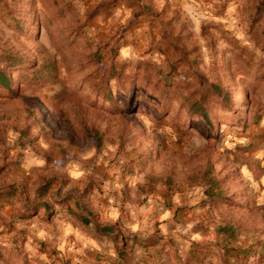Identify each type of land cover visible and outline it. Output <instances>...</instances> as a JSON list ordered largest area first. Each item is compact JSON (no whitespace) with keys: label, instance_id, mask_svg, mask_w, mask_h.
<instances>
[{"label":"rangeland","instance_id":"obj_1","mask_svg":"<svg viewBox=\"0 0 264 264\" xmlns=\"http://www.w3.org/2000/svg\"><path fill=\"white\" fill-rule=\"evenodd\" d=\"M0 69V264H264V0H0Z\"/></svg>","mask_w":264,"mask_h":264},{"label":"crops","instance_id":"obj_2","mask_svg":"<svg viewBox=\"0 0 264 264\" xmlns=\"http://www.w3.org/2000/svg\"><path fill=\"white\" fill-rule=\"evenodd\" d=\"M148 207H150L149 205H147V209H149ZM146 209V210H147ZM142 213V210L140 211H136L135 213H133V211H124V210H120V208L114 210V212L111 213L110 218L113 219L114 222L108 221L105 222L104 224L106 226H110V227H105L106 230H110L111 227L113 225H115L116 223H120L122 225H133L136 228H142V226L147 222V218L145 216H140ZM78 220V219H77ZM81 223H75V225H71L69 227H67L66 229H64L62 231V236L63 238H65V241H70V243H73L72 248H70V251H68L69 255H75V258H77L79 255V257L81 255H83V253L87 250H93V252L95 253V256L98 253H102L104 246H98V242H96V238L94 235L90 234L89 232H87V230H84L82 228V226L86 225L88 223V220H84V218L78 220ZM82 225V226H81ZM81 226V227H80ZM140 230V229H139ZM112 235V234H110ZM68 248V246H67ZM93 253H91L92 255ZM82 260L87 259L86 256H81ZM82 260L81 263H82Z\"/></svg>","mask_w":264,"mask_h":264},{"label":"trees","instance_id":"obj_3","mask_svg":"<svg viewBox=\"0 0 264 264\" xmlns=\"http://www.w3.org/2000/svg\"><path fill=\"white\" fill-rule=\"evenodd\" d=\"M9 78L4 74V72L0 69V88L6 89L9 86ZM212 88H216L212 86ZM216 90V89H215ZM217 91V90H216ZM220 95H222V91L218 89ZM230 100H228V93H223V97L220 101L221 108H224L226 110L230 109ZM190 115H196L198 118L202 119L204 122H206L208 125H211V121L207 115V113L203 109V105L200 103L195 102L194 105H191V109L189 110ZM86 220V219H84Z\"/></svg>","mask_w":264,"mask_h":264}]
</instances>
